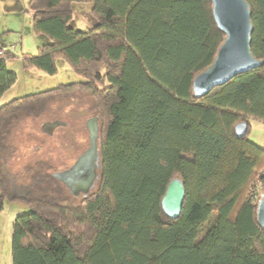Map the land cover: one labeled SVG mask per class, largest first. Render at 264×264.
Listing matches in <instances>:
<instances>
[{"label": "trees", "instance_id": "1", "mask_svg": "<svg viewBox=\"0 0 264 264\" xmlns=\"http://www.w3.org/2000/svg\"><path fill=\"white\" fill-rule=\"evenodd\" d=\"M245 1L262 64L197 97L192 80L224 39L211 0H30L33 28L49 42L23 66L53 74L63 58L82 80L0 106V210L5 199L30 207L13 220L11 264H264L247 196L264 166V147L248 138L252 120L264 123V0ZM76 2L91 3L88 30L70 26ZM10 55L0 54V95L16 78ZM76 93L92 99L87 117L98 116L100 169L86 196L70 194L47 162L14 171L6 156L18 118ZM175 177L185 194L169 218L161 199Z\"/></svg>", "mask_w": 264, "mask_h": 264}, {"label": "rangeland", "instance_id": "2", "mask_svg": "<svg viewBox=\"0 0 264 264\" xmlns=\"http://www.w3.org/2000/svg\"><path fill=\"white\" fill-rule=\"evenodd\" d=\"M30 0H0V43L9 50L5 66L16 78L0 95V106L25 95L57 87L59 84L81 81L63 58L56 59L57 71L46 73L34 67H24L22 58L36 55L37 48L49 42L43 33L33 28ZM70 26L78 30H88L96 23L91 13V3L72 4ZM92 101L87 94L76 93V96L56 101L49 108L50 112L37 117H20L11 126L9 133L10 150L6 155L10 170L19 171L26 164L35 161L47 162L53 171L69 166L76 156L88 144V132L84 129V119L88 116L87 108ZM60 120L65 125L55 127L49 135L41 130L43 123ZM249 139L261 142L264 138V124L252 120L249 128ZM10 155V156H9ZM243 192L235 209L243 202ZM30 207L25 203L5 199L0 210V264H11L12 223L17 215L27 213Z\"/></svg>", "mask_w": 264, "mask_h": 264}, {"label": "water", "instance_id": "3", "mask_svg": "<svg viewBox=\"0 0 264 264\" xmlns=\"http://www.w3.org/2000/svg\"><path fill=\"white\" fill-rule=\"evenodd\" d=\"M212 15L219 30L224 33L212 63L199 72L192 80V92L200 97L213 87L224 84L233 76L249 71L262 64L250 50L252 23L249 5L245 0H211ZM98 116L88 118L85 127L88 131V146L75 161L65 169L55 171L53 176L63 183L74 196H86L100 169L98 152ZM64 125L63 121L53 120L42 124L41 130L51 134L53 129ZM237 137L247 132V124L239 122L234 126ZM185 189L181 179L172 178L161 199L163 213L169 218H177L183 204ZM256 219L264 230V192L256 204Z\"/></svg>", "mask_w": 264, "mask_h": 264}, {"label": "built area", "instance_id": "4", "mask_svg": "<svg viewBox=\"0 0 264 264\" xmlns=\"http://www.w3.org/2000/svg\"><path fill=\"white\" fill-rule=\"evenodd\" d=\"M7 51H12V47L7 50L6 47L0 48V54ZM264 192V166L260 169L257 177L248 185L247 187V196L253 201L260 199L261 194Z\"/></svg>", "mask_w": 264, "mask_h": 264}, {"label": "flooded vegetation", "instance_id": "5", "mask_svg": "<svg viewBox=\"0 0 264 264\" xmlns=\"http://www.w3.org/2000/svg\"><path fill=\"white\" fill-rule=\"evenodd\" d=\"M93 116H97V115L89 116V117H87V118L85 119V121H84V129H85L86 132H88L87 129H86V127H85L86 120H87L88 118L93 117ZM97 121H98V119H97ZM64 125H65V122H64ZM87 135H88V134H87ZM87 146H88V144H87ZM87 146H86V147H87ZM83 150H84V149H83ZM83 150H82L80 153H82ZM80 153H79V154H80ZM79 154H78V155H79ZM78 155H77V156H78ZM77 156H76V158H77ZM76 158H75V159H76ZM75 159L73 160V162L75 161ZM73 162H72V163H73ZM72 163H71V164H72ZM71 164H70V165H71ZM70 165H69V166H70ZM69 166H67V167H65V168H68ZM65 168H63V169H65ZM97 180H98V177H97L96 180L94 181V184L92 185L90 191H91L92 189H94V187L96 186ZM90 191H89V192H90ZM89 192H88V193H89ZM88 193H87L86 195H88ZM80 195H82V194H80ZM82 196H84V195H82Z\"/></svg>", "mask_w": 264, "mask_h": 264}, {"label": "crops", "instance_id": "6", "mask_svg": "<svg viewBox=\"0 0 264 264\" xmlns=\"http://www.w3.org/2000/svg\"><path fill=\"white\" fill-rule=\"evenodd\" d=\"M1 29V28H0ZM2 47H6L4 44H3V42L2 43H0V48H2ZM264 124V123H263ZM250 140H252L254 143H256L257 145H259V146H261V147H264V138H263V140L261 141V142H257V141H255V140H253V139H250Z\"/></svg>", "mask_w": 264, "mask_h": 264}]
</instances>
